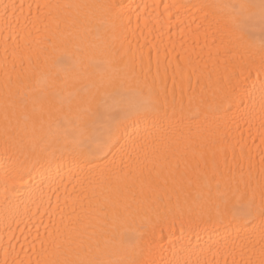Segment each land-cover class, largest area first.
Returning <instances> with one entry per match:
<instances>
[{
	"label": "bare ground",
	"instance_id": "1",
	"mask_svg": "<svg viewBox=\"0 0 264 264\" xmlns=\"http://www.w3.org/2000/svg\"><path fill=\"white\" fill-rule=\"evenodd\" d=\"M264 0H0V264H264Z\"/></svg>",
	"mask_w": 264,
	"mask_h": 264
},
{
	"label": "snow or ice",
	"instance_id": "2",
	"mask_svg": "<svg viewBox=\"0 0 264 264\" xmlns=\"http://www.w3.org/2000/svg\"><path fill=\"white\" fill-rule=\"evenodd\" d=\"M262 23H264V18H262ZM261 215H264V208H261Z\"/></svg>",
	"mask_w": 264,
	"mask_h": 264
}]
</instances>
